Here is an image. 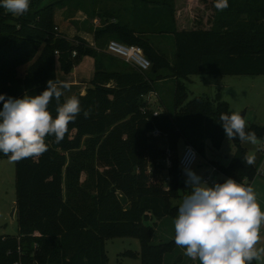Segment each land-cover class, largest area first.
Segmentation results:
<instances>
[{"label": "trees", "instance_id": "1", "mask_svg": "<svg viewBox=\"0 0 264 264\" xmlns=\"http://www.w3.org/2000/svg\"><path fill=\"white\" fill-rule=\"evenodd\" d=\"M47 1L30 0L29 10L19 17L0 7V94L40 95L48 80L58 81V65L70 74L86 57L95 60V73L92 87L76 96L82 111L69 124L64 140L56 143L53 136H46L47 152L15 162L18 235L0 236V264H108L107 242L118 238L140 240L142 264H163L174 242L154 244L150 224L177 216L174 202L191 191L181 168L173 171L170 191L155 186L141 169L145 138L154 131L165 134L168 149L176 154L181 141L200 155L208 143L214 151L222 148L227 136L220 116L229 114L228 103L220 94L215 100L196 97L188 102L184 81L194 75L264 76V25L259 24L264 0H228L229 7L222 12L214 7L215 0H190L189 8L198 12L191 18L194 27L178 33L170 31L173 22L166 21L167 27L158 32L174 35L173 65L144 38L157 33L147 26L162 20L158 7L150 11L152 15L144 11L134 27L106 23L96 31V45L91 46L57 32L55 13L67 0L45 5ZM154 2L169 13L165 0ZM104 38L108 44L101 41ZM111 41L140 47L151 69L141 72L108 53ZM163 70L175 79V111L155 114L146 98L155 93ZM60 102H65L63 96ZM56 107L53 99L49 105L53 118ZM84 111L89 112L87 118ZM246 131H255L264 142L263 126L246 125ZM232 141L234 160L217 168L226 179L244 185L258 171L243 162L248 154L244 142ZM9 156L0 152V158ZM118 193L128 198L126 206Z\"/></svg>", "mask_w": 264, "mask_h": 264}, {"label": "rangeland", "instance_id": "2", "mask_svg": "<svg viewBox=\"0 0 264 264\" xmlns=\"http://www.w3.org/2000/svg\"><path fill=\"white\" fill-rule=\"evenodd\" d=\"M52 0H48L45 5L50 4ZM144 1V2H143ZM67 0L65 8L58 9L55 15L64 10L63 17L71 19V23L77 27L81 24V19L84 14L89 29L99 27L98 30L104 28L107 24L103 22V18L109 17L117 23L134 27L137 26L143 12L147 15H152L150 11L157 9L162 15L156 25L147 26L154 29L157 33L144 36L149 40L173 65L175 63V38L173 34H159L162 28H166V21H172L173 25L170 31L185 33L191 30L194 25L191 22L193 14H198L196 10L189 8L190 0H165L169 6V13L165 8H161V4H154L155 0ZM201 1V0H200ZM199 4L201 2L198 1ZM194 9L197 8L195 3ZM163 10V12H162ZM83 13V15H82ZM167 14L169 17L167 18ZM203 15L202 12L199 16ZM15 16V15H14ZM20 16V15H19ZM15 16V17H19ZM96 19V21H94ZM111 20V21H112ZM115 20V21H116ZM240 22V21H238ZM84 23V22H83ZM91 24V25H90ZM264 25V18L259 22ZM58 27V25H57ZM152 27V28H151ZM174 27V29H172ZM172 29V30H171ZM59 30V29H58ZM57 32L59 33V31ZM73 39V38H72ZM104 43L108 44L107 38H104ZM23 68L20 70L23 73ZM95 63L85 65L80 68L82 73L81 79L84 84H87L88 89L91 88V82L94 76ZM72 73V72H71ZM70 73V74H71ZM162 78L155 85V93L149 94V109L154 112L175 111L174 106V82L170 72L161 71ZM70 74L59 72L58 80L69 82ZM187 93L189 95L188 102L196 97H205L212 100L216 99L217 95H221L222 100L229 105V114L231 112L241 113L244 116L246 125L258 124L264 127V76H190L184 81ZM84 85L77 87L71 85L70 90H62L64 100L76 96L81 92ZM152 94V95H151ZM142 152L141 169L150 176L155 183V186L164 192L171 189L173 180V171L180 169L179 160L183 156L184 144L179 142L178 153L168 149L167 139L165 134H149L146 138ZM243 146L248 154L255 155L254 166L258 171L257 176L253 181L248 182L257 198L261 210L264 211V142L260 144H251L244 142ZM236 148L232 140L228 138L224 141L222 148L214 151L211 144L208 143L203 155L198 154L197 162L191 169L202 181L210 178L214 183H223L226 178L219 172L221 166L228 167L234 160ZM218 167V168H217ZM178 169V170H179ZM184 182L188 179L186 172L183 171ZM187 184V183H186ZM188 185V184H187ZM212 186L211 184H208ZM189 186V185H188ZM255 186V188H254ZM190 187V186H189ZM190 191L191 187H190ZM186 191L185 195L174 202V205L179 207L184 197L189 195ZM16 163L9 157L0 158V236H16L18 235V222L15 217L11 218V213L16 205ZM175 217H166L161 221H157L156 225L151 223L155 233L153 243L164 245L174 242L173 248L164 256L163 264H200L199 260L193 261L191 258L184 255L185 249L178 247L175 244ZM261 240L257 247H264V225L260 229ZM108 264H142L141 261V242L135 238H118L107 242ZM258 264H264V257L256 261Z\"/></svg>", "mask_w": 264, "mask_h": 264}, {"label": "clouds", "instance_id": "3", "mask_svg": "<svg viewBox=\"0 0 264 264\" xmlns=\"http://www.w3.org/2000/svg\"><path fill=\"white\" fill-rule=\"evenodd\" d=\"M12 15L25 14L30 0H0ZM214 7L224 11L228 0H215ZM59 85V86H58ZM67 81L48 80L46 89L36 96L23 98L0 94V152L13 162L39 157L48 151L46 136L61 143L81 113L80 100L72 96L61 103L62 90H70ZM55 99L56 116L49 111ZM84 117L89 116L84 111ZM221 125L229 140L239 138L253 145L259 143L255 131H246V121L241 113H222ZM243 162L253 165L254 154H245ZM186 183L192 191L184 197L174 221L175 244L185 249L184 255L200 264H252L264 257V247H257L264 225V211L257 202L253 188L228 178L223 183L209 186L191 169H185Z\"/></svg>", "mask_w": 264, "mask_h": 264}, {"label": "crops", "instance_id": "4", "mask_svg": "<svg viewBox=\"0 0 264 264\" xmlns=\"http://www.w3.org/2000/svg\"><path fill=\"white\" fill-rule=\"evenodd\" d=\"M63 12H64V10H61L60 12H58L55 15V24H56V26L58 25L59 33L63 37H65L69 40H72V38L74 39L75 37H79V38L85 40L91 46H95L96 45L95 33L97 31V28H99L100 26L99 27L94 26L91 29H89L90 27H88V24H86V22H85L86 21L85 19H87V17L85 16V14L83 15V13H82V15L84 16L85 19H81L82 20L81 24L79 25V27H77L71 23V21H70L71 19H66L63 17V14H64ZM108 19L109 18L105 17V20H103V22L107 23V24L108 23H117L116 19H115L116 21L115 20L113 21L112 19H111L112 21L111 20L109 21ZM94 21H96V19ZM92 62L95 63V60L93 58H91V57L84 58L82 63L79 66H77L76 68H74L72 73L69 75V77L71 79V80H69V82L73 87H77V86L80 87L81 84H82V86L84 85L83 89L80 92L82 95L86 94V92L88 90V86H87V84H84L85 83L84 80L81 79L82 73L80 71V68H82L85 65L92 64ZM60 71H61V68L58 65L57 66V76H58ZM94 73H95V69H94ZM93 78H94V76H93ZM58 81H60V80H58ZM184 147H185V144H184ZM244 185H248V182H245ZM254 188H255V186H254Z\"/></svg>", "mask_w": 264, "mask_h": 264}, {"label": "built area", "instance_id": "5", "mask_svg": "<svg viewBox=\"0 0 264 264\" xmlns=\"http://www.w3.org/2000/svg\"><path fill=\"white\" fill-rule=\"evenodd\" d=\"M107 52L115 57L123 59L126 63L130 64L141 72H146L151 69V62L145 57L143 50L138 46H129L117 41H111L108 45ZM148 100L149 96L146 98L147 102ZM143 112L145 113L146 109H144ZM157 113L158 112H155V114ZM153 134L159 135L160 132L154 131ZM197 158V151L192 146L186 145L184 148L183 156L179 161L181 170L185 171V169H192L197 162ZM204 182L211 185L214 184V182H212L209 177L206 178Z\"/></svg>", "mask_w": 264, "mask_h": 264}, {"label": "water", "instance_id": "6", "mask_svg": "<svg viewBox=\"0 0 264 264\" xmlns=\"http://www.w3.org/2000/svg\"><path fill=\"white\" fill-rule=\"evenodd\" d=\"M244 117V116H243ZM245 118V117H244ZM258 144H260V141H259V143ZM192 190V189H191ZM117 196H118V199H119V201L121 202V204L123 205V206H126L127 204H128V198L123 194V193H118L117 194ZM16 211H17V205H15V207L13 208V211H12V213H11V218L14 220L15 219V217H16Z\"/></svg>", "mask_w": 264, "mask_h": 264}]
</instances>
